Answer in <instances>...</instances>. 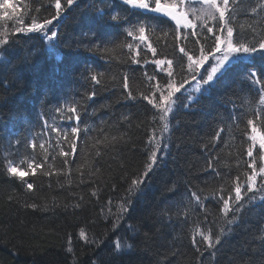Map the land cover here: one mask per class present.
<instances>
[{"label":"trees","instance_id":"obj_1","mask_svg":"<svg viewBox=\"0 0 264 264\" xmlns=\"http://www.w3.org/2000/svg\"><path fill=\"white\" fill-rule=\"evenodd\" d=\"M106 2L111 6L105 8ZM179 2L161 0L164 7ZM252 2L238 0L234 37L241 42L255 43L252 37L259 39L264 31L261 16L250 14L247 7ZM61 3V17L46 29L16 33L11 39L18 42L8 51L0 49L4 57L0 58V264H261L260 197L246 204L253 195L247 193L241 201L245 208L237 217L221 210L223 199L235 196L232 190L237 183L245 184L242 193L246 190L251 159L257 171L264 166L262 150L249 138L253 133L248 125L253 119L257 132L264 133V120L257 119L264 108L259 103L260 85L242 79L251 70L264 79V58L248 57L232 64L209 95L199 96L187 108L188 97L181 89L173 97L177 103L165 133L158 110L143 98L154 83L148 75L164 83L168 79L151 61L170 59L177 72L181 64L186 68L187 57L179 49L185 46L190 54L199 55L197 37L177 40L174 22L147 11L129 9L138 14L111 21L112 14L128 8L121 0ZM0 5H4L0 32L20 27L16 23L20 19L26 27L33 16L43 23L55 15L48 0H0ZM93 5L108 14L104 20L97 22ZM200 7L185 0L181 9L192 18L193 8ZM145 22L152 29H146L144 41L127 35L126 29ZM213 23L208 21L209 26ZM50 31L58 35L46 42L45 33ZM213 39L209 37V44ZM49 43L55 45L51 51ZM92 75L99 83L91 80ZM125 76L134 99L123 87ZM69 108L80 117L76 137L71 127L77 121ZM45 122L60 132L46 128ZM153 136L168 144L167 152L163 146L158 151L163 161L141 185L143 194H130L132 180L150 162ZM249 147L253 158L247 155ZM61 150L68 154L61 156ZM209 161L215 171L208 167ZM30 163L33 168L41 165L35 175L28 169ZM9 164L29 174L23 180L12 177L7 173ZM261 179L257 177L258 184ZM24 181L33 183L31 192ZM193 192L204 209L192 198ZM129 199L132 206L117 219L120 205ZM32 204L37 207H28ZM229 219L236 223L228 224ZM82 229L86 239L80 236ZM204 234L213 243L220 236L221 242L209 248ZM117 242L133 248L118 255Z\"/></svg>","mask_w":264,"mask_h":264},{"label":"snow or ice","instance_id":"obj_2","mask_svg":"<svg viewBox=\"0 0 264 264\" xmlns=\"http://www.w3.org/2000/svg\"><path fill=\"white\" fill-rule=\"evenodd\" d=\"M201 5L200 8H193L192 18L181 10V6L185 3V0H180L179 4H173L167 7H163L161 4V0H121L123 5L128 6V8H121L120 14H112L110 16L111 21H123L124 16L129 14H138V13H129V9H139L147 11L148 13H159L163 12V14L169 17L172 21L175 22L176 28V39L180 40L181 36L185 41L189 40V36L197 37L195 43L200 45L199 47V55L190 54L189 50L186 49L185 46L180 47V52L183 53L185 57H187V67L185 68L183 64L180 65L179 71L177 72L176 68L173 65V61L170 59H155L151 61L157 65V71L165 72L168 79L167 82L164 83L161 81H157L156 76L148 75L147 79L150 82L148 87L152 89L149 95H143V98L147 100V102L156 108L159 112V119L164 121V131L168 130L169 124V114L173 113V104L176 102L173 97L176 96V93L181 92V89L185 88V85H191L194 81V85H192L190 91L198 93L200 97L209 95L217 86L219 81L230 71V66L234 61L239 62L241 56L246 57H255L260 56L264 58V31H261L260 38L257 39L256 36H253L252 39L255 40V43H247L241 42V40L236 39L234 37V21L236 20V16L238 14V10L240 8V4L238 0H198ZM48 3L55 8V15L51 17V19H45L43 23L37 22L39 20L38 16L32 17V23L28 26H23V20L20 19L16 23L21 25L20 27H13L11 30L6 29L5 31L0 32V49L3 51H8L11 49L12 44L17 43L18 41H14L11 39L13 35L16 33H33V32H41L46 29L48 25L53 23V20H56L58 17H61L63 12V7L61 0H48ZM67 5L71 6L74 3H77V0H66ZM154 3V6H153ZM43 3L41 7H43ZM110 2L105 3V8L110 7ZM191 6V5H190ZM0 7H4V5H0ZM93 9L97 11V22L104 20L107 17V13L103 10L96 9V6H92ZM247 7L250 9V14L255 16H261L262 22H264V0H253V2ZM40 8H36L35 12L39 13ZM199 13V14H197ZM199 20L198 24L196 21ZM208 21H213L215 23L212 26H209ZM201 29V31H196V29ZM146 29L151 30L152 26L145 23H139L137 25H133L131 29H126L127 35L133 37L134 39H139L140 41L145 40V31ZM183 29V33L180 30ZM191 29V33L188 30ZM206 29V33L203 31ZM138 32V36H137ZM46 42L53 41L58 33L57 31H50V35L45 33ZM239 35V34H237ZM209 37H213L211 44H209ZM5 46H7L5 48ZM128 48H132V44L127 45ZM55 48V45L49 43L48 49L51 51ZM149 50L153 52L155 55V49L152 48V45L148 44ZM3 51H0V58L3 57ZM219 54V55H217ZM211 58V61H210ZM136 60H133V63H136ZM146 63L148 61H145ZM208 64V67L204 68V71L201 72V68ZM163 65H167V68L163 67ZM179 75V79L177 76ZM258 73L255 70H251L249 74H247L242 79L247 81L251 80L252 84L260 85L259 89V103L260 105H264V79L257 78ZM91 80L95 83H99L96 75L91 76ZM123 87L125 91H128V98L134 99L132 92L129 91V79L127 76L124 78ZM157 93L159 94L157 96ZM91 98V97H89ZM179 99V98H177ZM198 97H193L188 95V100L193 101L197 100ZM185 108L189 107V104L184 105ZM60 111V109H57ZM69 112H72L77 121L76 126L71 127V134L73 137L78 136L80 131L79 129V114L75 108H69ZM174 115V113H173ZM257 119L264 120V108H261L260 112L257 113ZM248 125L251 126L252 135L249 137L251 140H257L259 136V148L264 150V133H258L257 128L254 125L253 119L248 120ZM45 127H51L53 132H60L55 126L49 125L45 122ZM65 137H67V132L64 133ZM217 137L220 135V132L216 133ZM149 143L152 146L149 151V163L145 165V170L140 174L139 177L135 178L131 182V186L129 189L130 194L140 193L141 195L144 192V188L141 185H144L147 180H150L149 173L154 170V168H158L163 161V156L158 157V151H160L161 147L165 153L168 149V144L164 143L162 145L161 139L155 136L150 137ZM73 148L72 151L75 153L76 151V142L72 141ZM41 148L44 147L43 144L40 145ZM68 153L61 150L60 155L66 156ZM99 155V153H97ZM247 155L249 158L254 157L252 147H249ZM261 160H264V155L260 156ZM68 161H65L67 164ZM40 164H36L35 168L30 163L28 165V169L31 170V173L35 175V169L40 168ZM209 168H212L213 165L211 161L208 164ZM247 167L252 169L250 174L246 173V190L242 193V189H245V184L237 183L232 191H234L235 196L232 197L229 195L227 199H223V208L221 211L227 215L229 212L233 213L234 217H237L245 208V204H242L241 201L244 200V197L247 193H253L252 196L248 197L246 204H251L256 201L257 196L260 197L261 207H264V166H260L257 171L256 161L255 159H251V162L247 164ZM8 175L12 177H18L23 180L25 176L29 174L28 171L18 170L16 166L13 164H9L7 167ZM45 175H51V173L45 172ZM257 177H261L259 184L257 182ZM26 184V188L29 192L33 190V183L24 181ZM96 193L93 192V195ZM192 198L196 201V203L202 208H205L203 201L197 193L193 192ZM133 204L132 200H127L126 202L120 205V215L117 219H122L123 214L128 212L129 207ZM28 207L36 208L35 204L28 205ZM228 224L236 223L235 219L227 220ZM115 227V225H114ZM135 231V230H133ZM223 231V230H222ZM264 231V229H262ZM80 236L82 239H86L85 232L82 229L80 232ZM262 242H264V236L258 237ZM203 240L208 244L209 248H215L217 244L221 242L220 236H217L215 242L213 243L212 238L209 235L204 234ZM88 242V241H86ZM133 245L131 244H123L121 242H117L116 244V253L123 254V252L128 249H132ZM70 252L72 251L71 247L68 249ZM199 250V249H198ZM261 264H264V260L261 261Z\"/></svg>","mask_w":264,"mask_h":264},{"label":"bare ground","instance_id":"obj_3","mask_svg":"<svg viewBox=\"0 0 264 264\" xmlns=\"http://www.w3.org/2000/svg\"><path fill=\"white\" fill-rule=\"evenodd\" d=\"M33 33H35V32H33ZM173 99H174V98H173ZM175 101H176V99H175ZM186 101H187V102H186L187 104H191V102H190L188 99H187ZM176 103H177V101H176L174 104H176ZM174 104H173V106H172L173 109H174V107H175ZM170 120H171V118L169 117V120H168V124H169L168 130H169L170 126H171ZM160 121H161V120H160ZM161 123H163V127H164V123H165V122H164V121H161ZM168 130H167V131H168ZM167 131H164V132L166 133Z\"/></svg>","mask_w":264,"mask_h":264},{"label":"rangeland","instance_id":"obj_4","mask_svg":"<svg viewBox=\"0 0 264 264\" xmlns=\"http://www.w3.org/2000/svg\"><path fill=\"white\" fill-rule=\"evenodd\" d=\"M182 91H185V90L182 89ZM185 92H186V91H185ZM262 153H263V155H264V151H262Z\"/></svg>","mask_w":264,"mask_h":264}]
</instances>
